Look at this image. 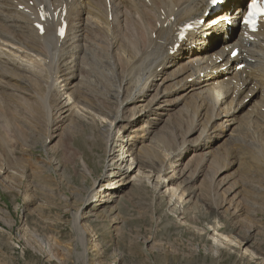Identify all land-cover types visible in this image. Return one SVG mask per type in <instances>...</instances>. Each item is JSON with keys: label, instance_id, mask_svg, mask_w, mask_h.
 Segmentation results:
<instances>
[{"label": "bare ground", "instance_id": "obj_1", "mask_svg": "<svg viewBox=\"0 0 264 264\" xmlns=\"http://www.w3.org/2000/svg\"><path fill=\"white\" fill-rule=\"evenodd\" d=\"M209 1L0 0V108L18 103L40 104L47 142L51 139L48 132L53 119L64 120L63 140H70V145L77 140L86 148L81 152L75 147L85 180L92 175L87 151L98 158L102 173L81 200V205L92 211L91 216L97 217L99 210L112 206L128 184L137 187L154 182L158 193L172 184L170 190L178 191L180 204H190L198 194L199 188L192 187L195 182L200 179L212 186L223 173L213 164L208 145L213 142L211 135L215 140L236 139L232 130L235 116L247 105H255L250 118L257 125H251L264 130V24L255 34L238 26L241 8L250 0H223L221 9L216 11L208 7ZM40 9L48 15L43 34L34 27ZM224 17L230 21L219 22ZM200 20H204L203 24L177 41L178 27ZM63 22L66 32L61 37L57 31ZM228 26L232 33L226 37ZM176 45L179 47L173 52ZM235 48L239 54L231 59ZM69 53L71 58L67 60ZM241 64L244 67L236 70ZM73 82L75 88L71 89ZM31 85L36 86V92ZM99 87L102 93L95 92ZM247 93L253 94L254 99H248ZM195 94L196 107L207 113L206 120L202 119L203 114L198 118L194 103L190 102ZM26 97L31 101H26ZM239 98L242 100L233 106ZM111 99L117 102L114 113L107 110L113 104ZM174 110L181 111L176 120L192 119L182 134V145L174 161L184 159L182 155L186 157L190 150L195 153L191 158L200 161L192 169L188 163L189 168H181L180 163L172 179L165 181L164 167L154 173L152 160L145 150L136 151L135 143L143 137L141 129L149 127L147 121L169 123ZM123 123L124 130L113 133ZM177 127L181 129L182 125ZM133 133L139 135L130 137ZM145 148L153 150L151 144ZM255 149L256 167L264 170V143H255ZM69 160L68 157L66 161ZM142 165L149 169L144 170ZM181 170L192 172L187 171L178 189L180 184L175 185V180L184 176ZM227 188L229 195L236 189ZM81 218L80 211L76 212V225ZM220 238L232 243L226 236ZM92 243V252L99 251L97 240L90 241V246ZM244 253L251 254L248 250Z\"/></svg>", "mask_w": 264, "mask_h": 264}, {"label": "rangeland", "instance_id": "obj_2", "mask_svg": "<svg viewBox=\"0 0 264 264\" xmlns=\"http://www.w3.org/2000/svg\"><path fill=\"white\" fill-rule=\"evenodd\" d=\"M74 84L70 85L71 89L75 88ZM31 89L37 90L36 86ZM98 90L95 92L102 93L101 87ZM59 95L60 92L55 100ZM196 97L195 94L190 102L194 103L198 118L203 114L205 119L207 113L197 109ZM248 99H254L253 94H248ZM241 100L233 101V106ZM26 101L31 100L26 97ZM111 101L113 104L107 110L114 113L117 102ZM254 109L255 105H247L235 116L232 130L236 139L215 140L211 135L213 142L208 145L213 164L223 173L212 186L200 179L195 182L192 187L200 190L197 189L192 203L181 205L176 197L178 191L170 190L172 184L167 186V192L162 188L159 193L154 182L137 187L128 184L116 202L99 210L95 217L81 205V200L102 173V168L97 166L98 158L87 151L92 175L85 180L76 148L81 152L86 148L77 140L74 145L63 140L64 120L53 119L48 132L51 139L47 142L40 104L18 103L0 108V264H264V170H259L255 161V143H264V130L251 125H257L250 118ZM170 114L169 123L147 121L146 126L156 131L142 128L143 137L135 143L136 151L145 150L152 160L154 173L160 166L164 167L165 181L172 179L180 163L181 168L184 165L189 168V164L192 169L200 161L191 158L194 150L186 157L182 155L184 159L174 161L192 119L176 120L181 116L179 110ZM178 124L183 128H178ZM124 125L116 126L113 133L118 129L122 132ZM88 135L87 131L84 137ZM137 135L133 133L130 137ZM148 144L153 146L152 152L145 148ZM167 154L170 155L166 157ZM68 157L70 160L66 161ZM147 167L142 165L144 170ZM187 171L181 170L184 176L175 180V185L180 184L178 189ZM155 177L156 174L153 181ZM227 187L236 188L235 192L229 195ZM78 211L82 218L76 225ZM94 239L99 245L96 252H92L93 243L90 246ZM245 250L251 254L246 255Z\"/></svg>", "mask_w": 264, "mask_h": 264}, {"label": "snow or ice", "instance_id": "obj_3", "mask_svg": "<svg viewBox=\"0 0 264 264\" xmlns=\"http://www.w3.org/2000/svg\"><path fill=\"white\" fill-rule=\"evenodd\" d=\"M256 6L255 5H253V8H255Z\"/></svg>", "mask_w": 264, "mask_h": 264}]
</instances>
